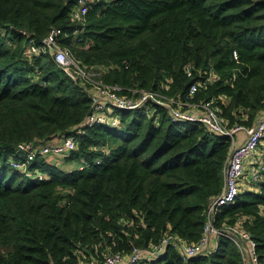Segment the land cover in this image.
I'll return each instance as SVG.
<instances>
[{
	"label": "trees",
	"instance_id": "1",
	"mask_svg": "<svg viewBox=\"0 0 264 264\" xmlns=\"http://www.w3.org/2000/svg\"><path fill=\"white\" fill-rule=\"evenodd\" d=\"M77 3L0 0V264H94L166 235L196 241L223 186L230 144L202 124L172 122L151 102L116 110V127L84 126L94 92L49 54L30 55L27 39L66 32L59 42L120 94L158 91L183 101L198 82L190 101L214 99L227 127L264 115V0H94L74 36ZM68 136L76 148L57 163L87 165L81 170L65 171L52 156L34 157L30 176L9 164ZM253 187L217 212L215 226L240 225L264 259V180ZM135 264L243 263L219 236L210 253L184 257L167 245Z\"/></svg>",
	"mask_w": 264,
	"mask_h": 264
},
{
	"label": "built area",
	"instance_id": "2",
	"mask_svg": "<svg viewBox=\"0 0 264 264\" xmlns=\"http://www.w3.org/2000/svg\"><path fill=\"white\" fill-rule=\"evenodd\" d=\"M94 0H78L77 5L70 12L73 21L80 25L72 31L74 36L80 33V28L85 24V14L88 10V3ZM22 34L27 35L25 31ZM66 32L60 29H52L49 34L39 43L32 38L27 39L28 53L30 55L49 54L56 67L74 81L94 92L91 102V111L84 118V126L105 125L116 127L119 116L116 110H138L146 103L151 102L166 109L167 114L174 123L202 124L210 132L225 136L229 140V148L223 163V186L220 192L213 196L205 210V221L202 232L196 241L187 242L176 236L166 235L161 240L148 247H134L130 253L123 255L114 253L105 256L94 264H135L143 256L157 258L167 245L179 250L184 257H193L202 252L210 253L217 245L219 236L232 241L241 254L243 264H264L256 252V243L251 235L240 227V225L223 224L215 226L217 212L234 202L235 197L243 189L253 190L254 185L264 180V151L260 152L262 139H264V115L259 117L251 126L234 124L227 127L220 116L219 106L215 100L202 102H191L194 93L198 89V82L192 84L188 90L187 99L168 98L158 91L131 90V95L120 94L121 87L109 85L101 80L102 70L95 66H85L73 55L69 47L59 42V37L66 36ZM27 37V36H26ZM233 58H237L235 52ZM186 73L190 76L189 69ZM137 93L136 95H134ZM243 136L238 139L237 135ZM76 148L74 136H68L61 141L36 146L29 151L17 153V158L9 160V164L21 170L26 175L27 164L36 156L68 157ZM107 153V148L104 150ZM100 158L95 160L99 163ZM84 163H78L77 169L81 170ZM41 178V175L39 176ZM240 224V223H238ZM78 264H86L79 262Z\"/></svg>",
	"mask_w": 264,
	"mask_h": 264
},
{
	"label": "crops",
	"instance_id": "3",
	"mask_svg": "<svg viewBox=\"0 0 264 264\" xmlns=\"http://www.w3.org/2000/svg\"><path fill=\"white\" fill-rule=\"evenodd\" d=\"M242 136H243V134L239 133L237 135V138L240 139ZM261 151H264V142H262V145L260 147V152ZM68 164H70L71 166H60V168L65 170V171H69V170L77 168L78 162H76V163L70 162Z\"/></svg>",
	"mask_w": 264,
	"mask_h": 264
},
{
	"label": "rangeland",
	"instance_id": "4",
	"mask_svg": "<svg viewBox=\"0 0 264 264\" xmlns=\"http://www.w3.org/2000/svg\"><path fill=\"white\" fill-rule=\"evenodd\" d=\"M262 141L264 142V139H262ZM54 159V161L57 163V162H59L57 159H59V157H53ZM68 163H70L69 161L67 162V161H65V163H63V164H59V163H57V164H59V166H71L70 164H68Z\"/></svg>",
	"mask_w": 264,
	"mask_h": 264
}]
</instances>
